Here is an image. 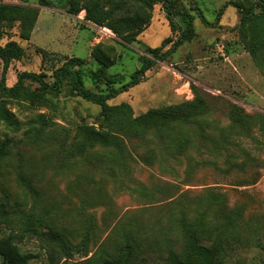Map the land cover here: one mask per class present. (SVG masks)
<instances>
[{
	"label": "rangeland",
	"instance_id": "rangeland-1",
	"mask_svg": "<svg viewBox=\"0 0 264 264\" xmlns=\"http://www.w3.org/2000/svg\"><path fill=\"white\" fill-rule=\"evenodd\" d=\"M164 1L156 0L143 32L132 37L85 22V12L71 16L64 4L48 8L39 0H0L39 10L28 40L21 39L18 23L2 28V46L15 41L25 50L24 58L10 66L7 85L14 86L22 72L45 74L52 83L72 58L83 60L89 73L104 71L129 83L141 57L150 58L148 49L179 37ZM255 1L178 0L180 10L196 17L193 40L109 101L129 105L138 117L192 102L195 89L211 111L186 130L188 154L178 153L182 144L174 145L166 135L122 138V152L98 147L70 160L63 150L79 141V127L100 129L101 107L68 92L40 107L9 104L7 112L18 125L0 121V145L7 143V156L0 161V205L10 227L19 232L29 224L62 235L72 249L70 264H104L125 256L129 246L134 264H168L170 252L185 254L190 241L219 248L221 264H264V124L252 126L249 136L229 116L232 105L264 116V55L256 61L246 50L242 13L233 6L249 8ZM193 3L211 25L202 22ZM94 51L105 57L106 66ZM2 71L0 60V80ZM85 85L108 92L89 74ZM19 247L40 255L29 264H50L52 246L42 238L27 235Z\"/></svg>",
	"mask_w": 264,
	"mask_h": 264
},
{
	"label": "trees",
	"instance_id": "trees-1",
	"mask_svg": "<svg viewBox=\"0 0 264 264\" xmlns=\"http://www.w3.org/2000/svg\"><path fill=\"white\" fill-rule=\"evenodd\" d=\"M59 4H64V8L71 16L78 17L85 12L84 21L98 28L109 29L117 36L136 37L143 32L149 22L150 17L147 12L152 10L156 0H39V5L42 7L53 8ZM193 6L195 8L193 10L198 12L197 15L202 22L207 26L211 25L195 3ZM233 6L242 13L239 29L242 35L248 38L244 42L245 48L254 60L259 61L264 55V0H256L249 8L241 5ZM164 10L172 31L178 32L179 37L175 42L171 39L165 40L161 48L148 49L150 58L141 57V67L132 75L129 83H124L123 78L118 76L107 77L104 71L89 73L85 70L83 60L72 58L55 72L52 83L46 80L45 74L22 72L18 75L15 85L9 87L7 74L10 66L13 62L24 58L25 50L15 41L4 46L0 44V60L3 63L0 80V121L10 126L18 125L13 122V116L7 112V106L15 101L26 103L30 107H40L49 104L50 97L55 98L68 92L70 95L101 107L100 129L79 127L77 133L79 141L74 143L71 149L63 150L64 156L70 157V160L83 158L89 151L98 147L113 148L122 152V138L144 141L149 137H155L161 140L166 135H169L174 145L182 144L177 147L178 153L188 154L184 147L186 130L196 123L198 118L211 111V107L195 89L196 98L192 102L151 110L138 117H134L132 108L127 104L109 105L110 100L140 84L146 78L147 72L159 63L165 62L180 47L195 37L196 17L185 9L180 10L178 0H165ZM131 11L132 15H130ZM38 17L39 10L36 8L0 4V40L4 35L3 26H12L17 23L21 27V39L28 40ZM247 34L250 36L247 37ZM168 44H171L170 48L163 52L162 49ZM93 56L103 65L108 64L105 57L97 51H94ZM88 74L95 84L101 83L107 86L108 92H93L88 89L85 85ZM27 82L37 84L38 88L32 90L27 86ZM117 84L120 86L115 88ZM229 116L232 125L243 132H249V136H251L252 126L264 124V116L247 115L235 105L230 106ZM43 123L46 124L45 121ZM6 144L0 145V161L7 156ZM10 224L5 209L0 205V264H29L40 258V255L25 253L19 247L20 241L27 235L36 236L51 243L50 264H59L62 257L65 260L62 264H70L72 249L62 235L53 231L43 232L39 230V227H31L29 224H25L19 232H16ZM220 253L219 248H208L190 241L187 243L185 254L178 255L174 251L170 252L168 264H221ZM133 256V248L129 246L125 256L114 260L107 259L104 264H134Z\"/></svg>",
	"mask_w": 264,
	"mask_h": 264
}]
</instances>
